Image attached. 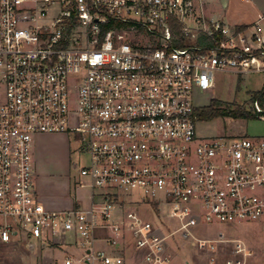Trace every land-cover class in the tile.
Returning <instances> with one entry per match:
<instances>
[{
    "label": "built area",
    "instance_id": "1",
    "mask_svg": "<svg viewBox=\"0 0 264 264\" xmlns=\"http://www.w3.org/2000/svg\"><path fill=\"white\" fill-rule=\"evenodd\" d=\"M205 2L0 0V242L74 232L80 255L62 264H128L96 247L104 227L108 244L130 231L147 264H170L173 233L134 210L115 218L120 194H135L166 206L178 229L196 213L257 224L264 253V135L200 137L194 97L214 89L216 71L264 73V13L239 29L209 18ZM245 107L264 120V97ZM44 133L78 135L101 202L54 210L38 199L33 143ZM232 242L220 264H245L252 249Z\"/></svg>",
    "mask_w": 264,
    "mask_h": 264
},
{
    "label": "rangeland",
    "instance_id": "2",
    "mask_svg": "<svg viewBox=\"0 0 264 264\" xmlns=\"http://www.w3.org/2000/svg\"><path fill=\"white\" fill-rule=\"evenodd\" d=\"M223 6L226 9L223 18L232 27L252 20L255 15V7L250 0H229ZM263 86L264 73L261 72L238 74L232 70L216 71L214 89L209 93L197 91L194 97L199 106L208 105L214 99L249 105L253 94L261 90ZM4 99V92L0 91V103ZM198 134L203 138L224 134L230 136L264 135V120L257 118L234 119L228 116L213 120H199ZM78 139V135L75 133L36 135L33 143L34 161L38 164L41 175L49 181L46 186L49 192L71 190V193L74 194L76 186L79 187L80 183L88 182L91 179L84 173V169L90 164V156L79 150ZM69 182L70 188L68 187ZM80 189L84 193H89L91 190L90 186L80 187ZM219 238H224L223 241H230L216 243L217 250L211 253L199 248L198 239L220 240ZM234 238H241L258 250L255 253L254 249L249 246L255 254L245 257V264H256L258 258L263 259L264 263V255L261 252L263 236L256 224L247 222L227 224L204 220L177 234L180 248H174V250L176 249L174 260L179 258V264H187V262L195 264V258L198 255L202 260L206 259L207 263L211 255H215L217 258L220 255L227 259L233 246L231 240ZM32 243L35 245L33 250L30 249ZM39 244V240H31L23 233L21 238L13 236L8 243L0 242V263L23 261L35 264L33 260L39 255ZM230 255L232 254L230 253ZM59 256L64 260V254Z\"/></svg>",
    "mask_w": 264,
    "mask_h": 264
},
{
    "label": "crops",
    "instance_id": "3",
    "mask_svg": "<svg viewBox=\"0 0 264 264\" xmlns=\"http://www.w3.org/2000/svg\"><path fill=\"white\" fill-rule=\"evenodd\" d=\"M227 1L229 0H206L204 4L205 14L209 18L221 20L225 22L223 18V14H225L226 9L224 8L223 5L227 3ZM250 1L255 7V15L253 19L250 21L242 22L240 24H236L233 27H238L239 25H249L255 22L261 13H264V0H250ZM213 15H216L219 18L210 17ZM47 134L49 135V134H54V133H44V134H41V136L47 135ZM40 172L41 170H39L38 164L35 163L34 161L36 195L38 199L50 209L68 210V209L75 208V207L89 208L92 206L93 203H99L103 200L102 193L104 192V189L92 188L91 179L88 182L80 183L79 187L76 186L74 194L71 193V190H64L60 192H49L48 188L46 187L48 186L49 181H47L46 178L42 176ZM68 184H69L68 187L70 188V182ZM86 186H90L91 190L89 191V193H84L80 189V187H86ZM165 209H166V206L164 207V210H161L160 208H158L156 204L143 202L139 198L138 195L120 194L119 201H118V204L116 205L114 214H115V218L117 219L119 216L123 215L126 211L134 210L138 212L139 214H141L145 219L152 221L156 225V227H158L160 232L164 234L173 233L167 239V244H166L167 251L172 254L171 264H179V258H177L178 260L177 259L174 260V255L176 253V249L174 250V248H180L178 244V240H177V234H179V232H181L182 230H187L192 225H197L203 222V220L201 219V215L196 213V215L187 219V223H188L187 229H178L181 225L180 221L176 218H172L166 212ZM257 227L259 228L261 232L262 230L260 229V227L258 225ZM108 235H109V230L104 227L97 228L94 231V236L96 238L95 245L97 248L105 249L109 253H112V254L124 255L126 259L128 260V264H147L145 261V251L143 249H140L136 245L135 240L132 234L130 233V231L125 232L124 237L121 239V243L116 246H112L107 243L106 239ZM223 239H220V240H223ZM234 239H232L231 242ZM229 241L228 240H224V241L218 240L217 243L229 242ZM77 242H78V236L74 232L60 233V234L53 236L49 241H40L39 255H37V257L34 258L33 263L35 264H62L67 256H72L76 258L80 255V252H81V248L79 247ZM232 245L233 246L230 249V253L232 255H235V253L233 252V248H234L233 242H232ZM248 246L252 247L249 244ZM34 248H35V245L33 243L30 244V249L33 250ZM200 249L211 253L213 251H216L217 247L215 250H211L208 248H205V249L200 248ZM252 249H254V252L257 253L258 250L256 248L252 247ZM261 252L263 253L262 241H261ZM230 253L227 256V258L233 257L232 255H230ZM255 253H253L252 255H254ZM60 254L65 255L64 260L61 259V257L59 256ZM212 258H215L216 264H220L226 260V258H223L220 255L218 258L215 255H211L209 258V262H208L209 264H212ZM208 263L206 259L202 260V258H200V255H198V257L195 258V264H208ZM0 264H28V263L23 262V261H18L16 263H5L4 262ZM187 264H192V263L187 262ZM256 264H264L263 259L258 258V261H256Z\"/></svg>",
    "mask_w": 264,
    "mask_h": 264
},
{
    "label": "trees",
    "instance_id": "4",
    "mask_svg": "<svg viewBox=\"0 0 264 264\" xmlns=\"http://www.w3.org/2000/svg\"><path fill=\"white\" fill-rule=\"evenodd\" d=\"M247 25H239V29H244ZM252 97H264V86L261 90L255 92ZM199 120H213L218 117H231L234 119H252L255 118L245 105L235 102H226L214 99L208 105L197 108Z\"/></svg>",
    "mask_w": 264,
    "mask_h": 264
}]
</instances>
